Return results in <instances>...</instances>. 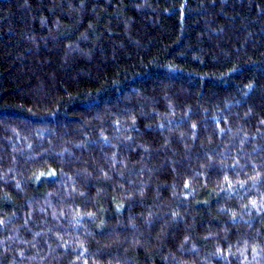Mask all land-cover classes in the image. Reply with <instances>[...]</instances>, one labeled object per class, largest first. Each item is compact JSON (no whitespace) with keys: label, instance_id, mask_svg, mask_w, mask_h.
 <instances>
[{"label":"trees","instance_id":"obj_1","mask_svg":"<svg viewBox=\"0 0 264 264\" xmlns=\"http://www.w3.org/2000/svg\"><path fill=\"white\" fill-rule=\"evenodd\" d=\"M0 264H264V0H0Z\"/></svg>","mask_w":264,"mask_h":264}]
</instances>
